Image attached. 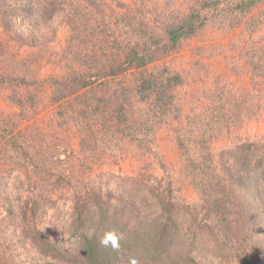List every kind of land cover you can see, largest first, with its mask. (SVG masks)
<instances>
[{
  "label": "trees",
  "instance_id": "trees-1",
  "mask_svg": "<svg viewBox=\"0 0 264 264\" xmlns=\"http://www.w3.org/2000/svg\"><path fill=\"white\" fill-rule=\"evenodd\" d=\"M117 3L123 8L121 41L113 36L120 26L117 20L111 26L101 0H0V20L9 39L36 49L66 25L72 34L47 94L57 106L51 121L60 129L81 124L85 149L104 152L87 142L96 131L91 119L102 125L113 120L114 142L127 140L155 159L162 173L144 165L116 177L112 187L103 173L74 181L65 166L49 170L44 156L37 157L49 153L40 127L17 131V121L0 115V160L14 165L0 168V264H264V135H238L213 147L248 117L262 111L264 118V88H254L255 101L245 89L216 88L202 109L183 114L175 94L183 84L180 72L147 67L178 52L211 22L234 26L247 16L257 29L255 10L264 0H187L185 8L164 4L154 12ZM89 29L96 36L92 43L85 38ZM255 56L248 62L264 85V46ZM28 68L20 62L13 78L0 70L7 83L35 85L23 94L11 88L7 98L20 118L41 102L36 92L42 82L27 81ZM130 70L137 72L133 88L108 85ZM162 124L174 133L194 201L176 197L164 155L156 150ZM110 233L118 247L101 245Z\"/></svg>",
  "mask_w": 264,
  "mask_h": 264
},
{
  "label": "rangeland",
  "instance_id": "rangeland-1",
  "mask_svg": "<svg viewBox=\"0 0 264 264\" xmlns=\"http://www.w3.org/2000/svg\"><path fill=\"white\" fill-rule=\"evenodd\" d=\"M101 1L106 4L107 9L104 8L107 15L106 19L110 21L112 27H114L113 22L117 20L120 27L117 26L113 36L121 41L123 36H118L117 33L119 34L120 31L123 35L124 32L123 22L118 21L123 8L118 5L117 0ZM123 1L132 6L135 2L134 6L144 12H154L155 10H161L164 4L185 8L184 3L187 0H144L141 3V0ZM130 2L131 4H129ZM135 7L133 8L136 9ZM111 9L114 10L111 11ZM263 12L264 3L259 6L257 11L255 10V14L260 15L257 20V29L256 26L251 27L247 16L234 26L222 24L215 27L211 22L201 34L184 42L178 52L171 53L147 66L149 70L168 67L180 72L183 84L176 88L175 94H177V101L182 105L183 114H193L202 109L207 104L209 92L216 90V88H228L232 92L245 89V91L250 92L253 101L257 99V91L254 88H264V85L263 83L259 84L260 78L254 74V71H251L248 60L250 58L256 60L257 56L255 55L264 46ZM151 16L149 14L148 22L153 23ZM81 27L82 25L79 23L77 31ZM70 32L66 25H62L52 42L43 48L36 49L22 46L20 42L9 39L0 20V47L4 45L2 51H5L4 54L0 55V70L4 72L3 76L13 78V75H17L19 71L20 62L25 61L29 66L25 79L29 82L34 79L38 80L40 85L42 82L41 87L37 88L36 92L41 95V102L36 108L24 109L26 115L20 118L16 114V108L7 98L13 92L11 88L23 94L25 90H30L27 88H35V85L33 83L23 86L17 83L13 85L12 82L7 83L6 80L0 77V115H9L14 121H17V131L26 129L27 132H30L35 125L40 127L47 135L45 143L49 146V153L43 155L38 152L37 157L43 158L44 156L49 164L47 167L49 170L53 168L57 171V168L65 166L66 170L71 172L74 181L103 173L104 179L108 180L112 187L116 177L137 172L143 169L144 165L156 175H161L162 171L150 155H141L137 147L130 148L127 140H124V144L114 142L113 136L116 133L113 120L106 125H102L99 120L91 119V124L96 131L87 142L94 145L95 149L105 147L104 152H92V150L85 149L84 144L81 142V124L74 126L70 124L60 129L57 128L54 121H51L54 118L57 106L49 102V96H47L54 86H51L53 81L50 79L51 77L56 78L54 76L60 73L63 60L60 61L58 57L61 55V48L66 45V40L72 34ZM95 37L93 38L90 29L85 35V38L90 39L91 43L96 40ZM89 46H91L90 43ZM81 47L85 48L84 45H81ZM136 74V70L127 71L123 75L110 79L108 85L111 88H133ZM33 92L34 89H31L30 93ZM254 93L256 96H254ZM131 96L133 97L132 91ZM133 99L137 100L138 97L134 96ZM133 104L135 106V103ZM183 120L184 118H182ZM172 123L177 124L176 121ZM238 135H264L262 111H259L255 117H248V120L244 121L243 127L239 130L231 131L229 136L216 139L213 142V147L216 149L228 145ZM154 145L156 150L164 155V163L171 174L176 197L190 202L196 200V193L193 191L188 176L185 175L182 169L185 163H182L183 159L176 146L172 130L166 125H160L157 128ZM65 154H68V156H65ZM52 161L57 163L53 167L51 165ZM55 165L58 167H55ZM4 166L14 167L13 164H6L0 160V168ZM30 173L33 175L31 170ZM1 214H3V211L0 207V217Z\"/></svg>",
  "mask_w": 264,
  "mask_h": 264
},
{
  "label": "clouds",
  "instance_id": "clouds-1",
  "mask_svg": "<svg viewBox=\"0 0 264 264\" xmlns=\"http://www.w3.org/2000/svg\"><path fill=\"white\" fill-rule=\"evenodd\" d=\"M100 243L103 246H108L110 243L113 244L114 247H118V243L116 240V236L114 233L107 234L100 238ZM135 264V262H133Z\"/></svg>",
  "mask_w": 264,
  "mask_h": 264
}]
</instances>
